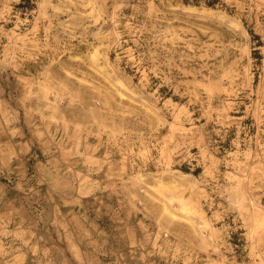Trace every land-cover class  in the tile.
Masks as SVG:
<instances>
[{
  "label": "rangeland",
  "instance_id": "1",
  "mask_svg": "<svg viewBox=\"0 0 264 264\" xmlns=\"http://www.w3.org/2000/svg\"><path fill=\"white\" fill-rule=\"evenodd\" d=\"M258 212L264 0H0V264H264Z\"/></svg>",
  "mask_w": 264,
  "mask_h": 264
},
{
  "label": "bare ground",
  "instance_id": "2",
  "mask_svg": "<svg viewBox=\"0 0 264 264\" xmlns=\"http://www.w3.org/2000/svg\"><path fill=\"white\" fill-rule=\"evenodd\" d=\"M259 213L260 212H258L257 215L255 216V226L256 227H260L264 222V215L263 214L258 215Z\"/></svg>",
  "mask_w": 264,
  "mask_h": 264
}]
</instances>
